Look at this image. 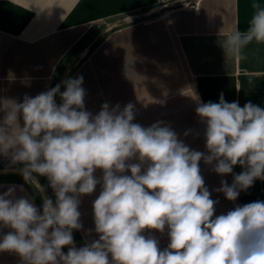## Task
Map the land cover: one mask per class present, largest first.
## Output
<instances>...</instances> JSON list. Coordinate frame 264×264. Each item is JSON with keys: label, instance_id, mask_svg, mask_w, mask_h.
Listing matches in <instances>:
<instances>
[{"label": "clouds", "instance_id": "clouds-1", "mask_svg": "<svg viewBox=\"0 0 264 264\" xmlns=\"http://www.w3.org/2000/svg\"><path fill=\"white\" fill-rule=\"evenodd\" d=\"M254 7L247 29L223 45L237 59L249 44H264V5ZM83 82L70 77L22 101L0 96V157L25 183L38 185L42 199L37 207L17 196L22 185L0 193V252L16 254L20 264H264V201L216 215L219 201L200 168L203 161L221 177L232 175L231 184L221 179L214 191L233 202L264 181V108L227 102L223 93L218 103L195 97L206 149L198 151L164 121L135 122L132 103L88 111ZM235 166L242 171L234 173ZM98 186L97 238L77 247L81 198ZM154 232L166 233L167 247Z\"/></svg>", "mask_w": 264, "mask_h": 264}, {"label": "crops", "instance_id": "crops-1", "mask_svg": "<svg viewBox=\"0 0 264 264\" xmlns=\"http://www.w3.org/2000/svg\"><path fill=\"white\" fill-rule=\"evenodd\" d=\"M256 4L264 0H0V96L22 101L25 94L34 97L82 76L88 111L95 114L105 102L132 103L135 122L147 127L164 121L191 149L205 151L195 97L218 103L223 93L227 102L264 108V44H249L243 59L223 51L228 35L247 29ZM200 168L219 201L216 215L264 201V181L256 180L233 202L214 191L221 179L231 184L232 175L221 177L203 161ZM13 185L23 186L17 196L41 207L35 185L0 157V193ZM99 191L81 198L77 247L97 238L92 201ZM152 234L161 249L167 247L166 233ZM0 264H20V258L0 252Z\"/></svg>", "mask_w": 264, "mask_h": 264}, {"label": "rangeland", "instance_id": "rangeland-1", "mask_svg": "<svg viewBox=\"0 0 264 264\" xmlns=\"http://www.w3.org/2000/svg\"><path fill=\"white\" fill-rule=\"evenodd\" d=\"M39 182H40V184L41 185H43V186H45V188H47V180L44 178V177H40L39 178ZM35 185V187H36V192L38 193V196H39V198L41 199V194H40V192H39V186L38 185H36V184H34ZM46 194L48 195V196H53V193H52V191H51V189L50 188H47V192H46ZM42 200V199H41Z\"/></svg>", "mask_w": 264, "mask_h": 264}]
</instances>
